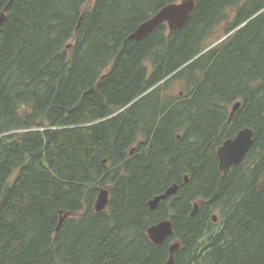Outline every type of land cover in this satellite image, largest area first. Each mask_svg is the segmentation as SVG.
I'll return each mask as SVG.
<instances>
[{
  "label": "trees",
  "instance_id": "16d2710c",
  "mask_svg": "<svg viewBox=\"0 0 264 264\" xmlns=\"http://www.w3.org/2000/svg\"><path fill=\"white\" fill-rule=\"evenodd\" d=\"M180 1L0 0V264H167L176 242L174 264H264V0H195L180 30L132 38Z\"/></svg>",
  "mask_w": 264,
  "mask_h": 264
},
{
  "label": "water",
  "instance_id": "95a60500",
  "mask_svg": "<svg viewBox=\"0 0 264 264\" xmlns=\"http://www.w3.org/2000/svg\"><path fill=\"white\" fill-rule=\"evenodd\" d=\"M10 3L6 6L4 11L0 14V32L2 29V26L7 18V12L9 10ZM193 5L191 6H178L173 5L170 6L163 11H161L154 19L149 21L148 23L144 24L140 27V29L132 36L133 39L140 40L147 35H149L151 32H153L155 29H157L159 26L164 24L166 21H170L172 24H174L175 29L174 30H180L185 23L188 20V17L190 13L192 12ZM264 11L260 12L256 16H254L252 19L257 18L259 15H261ZM246 22L243 26L248 24L250 21ZM241 26L240 28H242ZM239 28V29H240ZM211 48L205 50L202 54L197 56L192 62L196 61L197 59L201 58L203 55H205L207 52H209ZM191 62V63H192ZM190 64V63H189ZM187 64L186 66H188ZM184 66L183 68H185ZM182 68V69H183ZM153 89L148 91L146 94L138 98L135 102L142 99L144 96H146L148 93H150ZM134 102V103H135ZM132 103V104H134ZM131 104V105H132ZM242 104L237 103L234 105L232 109V116L238 112V110L241 108ZM122 112V111H121ZM119 112L118 114H120ZM117 114V115H118ZM254 145V131L252 129H243L241 130L238 135L231 140L226 141L218 150L217 155L220 161L219 168L221 172H228L233 167L238 166L241 164V162L244 160L252 146ZM188 178H186V181ZM178 192V186L175 185L174 187L170 188L165 194L160 195L156 197L154 200L150 202V208L151 210H156L160 203L162 201L167 200L171 196L176 195ZM110 203V191L109 189H102L100 191V194L98 196V200L95 205V209L97 213L104 212ZM199 210V204L195 205V210L192 214V216H195L198 213ZM67 216L63 217L60 221L59 227L57 231H59L65 221ZM218 221L217 216H214V222L216 223ZM174 235V228L173 223L169 220L163 221L159 224H156L152 226L148 230V236L153 244L160 246L162 245L168 238ZM180 250V244L174 243L171 248V255L167 262V264H174L175 262V254Z\"/></svg>",
  "mask_w": 264,
  "mask_h": 264
},
{
  "label": "rangeland",
  "instance_id": "374dc122",
  "mask_svg": "<svg viewBox=\"0 0 264 264\" xmlns=\"http://www.w3.org/2000/svg\"><path fill=\"white\" fill-rule=\"evenodd\" d=\"M194 1H195V0H181L177 5H178V6H191V5L194 4ZM92 2H95V0H92ZM232 16H234V12H232ZM164 24H165L166 26H168L169 31L175 29L174 24H172L170 21H166ZM227 26H228V24L225 23V25H223V26L219 29V35H220V37L217 38V39L215 40V42H214L212 45H216V44L221 43V41L224 40V39L228 36V35H226V33L224 32ZM242 26H243V25H242ZM239 28H240V27H239ZM239 28H238L237 30H239ZM237 30H236V31H237ZM212 47H214V46H212ZM212 47H211V48H212ZM208 49H209V48H208ZM182 94H183V92L181 93V95H182ZM106 189H109V188H106Z\"/></svg>",
  "mask_w": 264,
  "mask_h": 264
},
{
  "label": "bare ground",
  "instance_id": "6f19581e",
  "mask_svg": "<svg viewBox=\"0 0 264 264\" xmlns=\"http://www.w3.org/2000/svg\"><path fill=\"white\" fill-rule=\"evenodd\" d=\"M263 11H264V10H263ZM261 12H262V11H261ZM184 26H185V25H184ZM158 28H159V27H158ZM236 30H237V29H236ZM236 30H235V31H236ZM235 31H233L231 34H233ZM231 34H229L225 39H227ZM225 39H224V40H225ZM224 40H222V41H224ZM222 41H221V42H222ZM216 45H217V44H216ZM213 46H215V45H213ZM211 47H212V46H211ZM211 47H210V48H211ZM237 135H238V134H237ZM254 136H255V134H254ZM224 143H225V142H224ZM260 146H261V145H260ZM220 147H221V146H220ZM250 150H251V149H250ZM217 157H218V156H217ZM218 160H219V159H218ZM219 170H220V169H219ZM164 193H165V192H164ZM167 200H168V199H167ZM162 203H163V202H162ZM157 210H158V209H157ZM147 233H148V232H147ZM148 237H149V236H148Z\"/></svg>",
  "mask_w": 264,
  "mask_h": 264
},
{
  "label": "flooded vegetation",
  "instance_id": "af4514ba",
  "mask_svg": "<svg viewBox=\"0 0 264 264\" xmlns=\"http://www.w3.org/2000/svg\"><path fill=\"white\" fill-rule=\"evenodd\" d=\"M169 199V198H168ZM155 211V210H154ZM167 221V220H166ZM170 221V220H169Z\"/></svg>",
  "mask_w": 264,
  "mask_h": 264
}]
</instances>
